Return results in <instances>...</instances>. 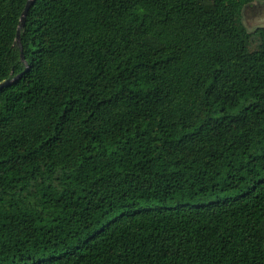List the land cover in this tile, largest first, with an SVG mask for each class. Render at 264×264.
I'll list each match as a JSON object with an SVG mask.
<instances>
[{
  "label": "trees",
  "instance_id": "obj_1",
  "mask_svg": "<svg viewBox=\"0 0 264 264\" xmlns=\"http://www.w3.org/2000/svg\"><path fill=\"white\" fill-rule=\"evenodd\" d=\"M27 2L0 0V264H264L255 0H33L25 63Z\"/></svg>",
  "mask_w": 264,
  "mask_h": 264
},
{
  "label": "rangeland",
  "instance_id": "obj_2",
  "mask_svg": "<svg viewBox=\"0 0 264 264\" xmlns=\"http://www.w3.org/2000/svg\"><path fill=\"white\" fill-rule=\"evenodd\" d=\"M243 22L251 31L264 25V0H255L253 5L245 8ZM53 85L56 86L58 83Z\"/></svg>",
  "mask_w": 264,
  "mask_h": 264
},
{
  "label": "water",
  "instance_id": "obj_3",
  "mask_svg": "<svg viewBox=\"0 0 264 264\" xmlns=\"http://www.w3.org/2000/svg\"><path fill=\"white\" fill-rule=\"evenodd\" d=\"M33 3V0H28V2L26 3L25 5V8L22 12V15H21V18H20V24L18 26V31H17V34H16V44H18L20 46V49H21V58L22 60L27 63L26 61V58H25V55H24V52H23V47H22V43H21V37H20V29L21 27L24 26L25 24V21H26V16H27V13L29 11V8L31 6V4ZM28 68V65H26V69ZM24 72V71H23ZM23 72L19 73L16 77L12 78V79H6L5 81L1 82L0 83V88L4 87L5 85L11 83L13 80L15 79H18L19 77H21V75L23 74Z\"/></svg>",
  "mask_w": 264,
  "mask_h": 264
}]
</instances>
